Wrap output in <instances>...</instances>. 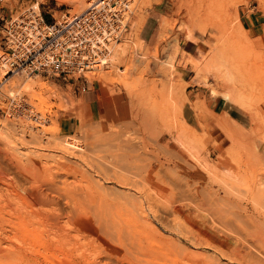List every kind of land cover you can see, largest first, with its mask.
<instances>
[{"label": "rangeland", "instance_id": "374dc122", "mask_svg": "<svg viewBox=\"0 0 264 264\" xmlns=\"http://www.w3.org/2000/svg\"><path fill=\"white\" fill-rule=\"evenodd\" d=\"M35 2L49 18L88 4L0 0V52L6 18ZM133 5L107 64L75 80L19 73L2 86L0 264H264V0ZM247 9L261 14L258 26L242 25ZM193 35L199 38L186 52L182 42ZM83 83L85 91L77 87ZM11 90L24 94L36 117L6 112ZM88 90L95 101L84 98ZM187 91L194 94L197 125L182 117ZM206 97L226 99L244 122L226 110L213 113ZM70 117L77 121L71 132L60 126ZM213 126L223 130L224 144L217 146ZM42 176L60 186L57 204L43 209L82 212L84 224L61 220L65 238L49 226L37 235L31 226L18 227V212L3 206L8 196L20 202L10 194L12 184L29 187ZM113 224L125 231L122 249L108 241ZM14 247L23 259L9 258Z\"/></svg>", "mask_w": 264, "mask_h": 264}, {"label": "built area", "instance_id": "2783aa9c", "mask_svg": "<svg viewBox=\"0 0 264 264\" xmlns=\"http://www.w3.org/2000/svg\"><path fill=\"white\" fill-rule=\"evenodd\" d=\"M135 1L88 0L78 12L51 13L50 18L35 2L18 14H10L2 34L0 92L19 73H43L75 80L86 71L107 64L128 28ZM77 87L81 91L87 89L84 83ZM4 99L11 106H18L10 114L24 113L20 110L25 111L28 106L24 94L15 90L9 91Z\"/></svg>", "mask_w": 264, "mask_h": 264}, {"label": "bare ground", "instance_id": "6f19581e", "mask_svg": "<svg viewBox=\"0 0 264 264\" xmlns=\"http://www.w3.org/2000/svg\"><path fill=\"white\" fill-rule=\"evenodd\" d=\"M196 10V9H195ZM198 11H204L203 13H205V10H204V8H203V6L201 5V3H198ZM200 14V13H199ZM164 23H166V22H164ZM166 32V31H165ZM160 34H162L163 33V27L161 28V30H160V32H159ZM158 36H160V35H158ZM124 50V49H123ZM117 53V52H116ZM115 53V54H116ZM154 57V56H153ZM102 66V65H101ZM98 76H100V75H98ZM229 93V92H228ZM1 104H3V103H1ZM7 105V104H6ZM17 105L15 104V105H8V108H6V110H7V112H9V111H11V110H13V109H17ZM25 110H27V112H25V113H27V114H29L30 116L33 114V116L34 117H36V113H35V111L32 109V107H30V106H27V107H25ZM153 113V112H152ZM28 115V116H29ZM26 116V115H25ZM29 116V117H30ZM22 117V116H21ZM19 118H20V116H19ZM143 120H144V122H145V124H151L152 123V121H153V116H152V114L151 115H149L148 117H144L143 118ZM43 124V123H42ZM30 125H31V123H30ZM37 125H39V124H37ZM40 129V128H39ZM40 135V134H39ZM257 144H259V143H257ZM261 145V144H260ZM260 145H258L257 146V148H259V146ZM254 148V147H253ZM263 148V147H262ZM264 149V148H263ZM262 150V149H261ZM263 151V150H262ZM256 154V153H255ZM33 160H35V159H32V161ZM36 161V160H35ZM38 161V160H37ZM34 162V161H33ZM35 165V164H34ZM38 165V164H37ZM27 166V167H26ZM25 167L23 166V168L25 169V170H27L28 171V165H26ZM36 166V165H35ZM21 169V168H20ZM46 169V168H45ZM48 169V168H47ZM46 169V170H47ZM36 170V169H35ZM41 170V169H40ZM49 170V169H48ZM22 171V170H21ZM23 172V171H22ZM41 172V171H40ZM36 173V172H35ZM49 173H51L50 171H49ZM31 174V173H30ZM52 174V173H51ZM49 175V174H48ZM53 175V174H52ZM53 177V176H52ZM49 178H51V177H49ZM55 178V177H54ZM33 179H35V178H33ZM46 180H47V182H46ZM36 181H37V179H36ZM38 182V183H37ZM35 184H34V182H32V183H30L31 185L29 186V187H24V188H20V187H18V186H16V185H11V187H9V191H10V194H14L16 197H18V200H20V204L18 203H16V204H14L13 202H12V198H9V196L8 197H6L5 198V203H4V207L5 208H9V210L10 209H12L13 211H16V213L18 212V216H17V224L19 225L18 227H32V229H30L29 231H31V230H33V232H34V234L35 235H37V234H42V232H43V230L42 231H40V229H43L44 228V226H49V227H51V229L52 228H55L54 229V231H57V230H60L58 233L61 235L60 237H64L65 238V236H66V231H65V228H64V225L61 223V220L64 218H67L68 220H70V218L71 217H73V218H78L77 220H78V222H80L81 224L83 223L84 224V221H83V219L81 218V217H83V216H81V211L80 210H78V209H80V208H74V209H72V208H62L61 206H58V207H51V209L50 210H46V209H43L42 208V205H50V204H57V199H56V201H55V197L56 196H59V195H57V194H55L56 192L55 191H58V188L60 187H58V186H55V184H54V182H55V180L53 181V180H50V179H47V178H44V176H42V178H41V180L40 181H37ZM57 182V181H56ZM66 183V182H65ZM67 184V183H66ZM62 186V185H61ZM64 186H65V184H64ZM64 188V187H63ZM60 189H62V188H60ZM65 190V189H64ZM66 190H68V189H66ZM213 190V189H212ZM61 191V190H60ZM63 193V192H62ZM66 193V192H65ZM61 194V193H60ZM69 194V193H68ZM63 195H64V193H63ZM66 195V200H69L68 198H69V196L67 195V194H65ZM72 196V195H71ZM78 197V196H77ZM70 199H72L71 197H70ZM2 200V199H1ZM74 200H75V198H74ZM79 200V199H78ZM2 202V201H1ZM66 202H68V201H66ZM76 204V203H75ZM79 205V204H78ZM76 206V205H75ZM74 206V207H75ZM24 208V210H21V208ZM78 207H80V206H78ZM62 208V209H61ZM2 209V208H1ZM12 216H13V212H12V214H11ZM3 216V215H2ZM15 217V216H14ZM80 217V218H79ZM136 217V216H135ZM106 218V217H105ZM136 219V218H135ZM66 221V220H65ZM105 221H107V220H105ZM11 222V221H10ZM14 222V221H13ZM108 222V221H107ZM129 222H130V220H129ZM132 222H133V224L132 225H134V221L132 220ZM11 224V223H10ZM14 224H15V222H14ZM65 224V223H64ZM126 224V223H125ZM127 224H129L128 223V221H127ZM135 224H137V222L135 223ZM42 225H43V228H42ZM107 225V224H106ZM111 225H112V223H111ZM110 225V226H111ZM114 225V224H113ZM131 225V226H132ZM251 225V224H250ZM17 226V225H16ZM109 226V225H108ZM115 227H116V224L114 225ZM125 226V225H124ZM128 226H130V225H128ZM127 226V227H128ZM135 226V225H134ZM18 227H16V228H18ZM30 227V228H31ZM39 227H41V228H39ZM48 227V228H49ZM112 227V226H111ZM126 226L123 228V229H125V228H127ZM14 228H15V226H14ZM110 228V227H109ZM129 228V227H128ZM127 228V229H128ZM132 228H133V226H132ZM135 228L136 229H138L139 230V227L137 226H135ZM135 228H133V229H135ZM21 229V228H20ZM50 229V228H49ZM112 229H113V227H112ZM111 228H110V230H112ZM18 230V229H17ZM45 230V229H44ZM107 229H105V231H106ZM115 230V229H114ZM109 231V230H108ZM113 231V230H112ZM123 231L124 230H122L121 229V227L120 226H118V227H116V230H115V235L114 236H112V237H110V239L108 240L109 241V243H110V245L113 247V248H115V249H122L123 247H124V241L126 242V244H127V239L126 238H124V241L122 240V238H123V236H122V234H125V231H124V233H123ZM128 231V230H127ZM132 231V230H131ZM5 232V231H4ZM129 232V231H128ZM135 232V231H134ZM137 232V231H136ZM139 232V231H138ZM251 232V231H250ZM104 233V232H103ZM106 233H107V231H106ZM109 233V232H108ZM21 234V236L23 237V235H22V233H20ZM126 234H127V232H126ZM130 234V233H129ZM19 235V234H18ZM68 235V234H67ZM133 235H134V233L132 234V237H133ZM137 235V234H136ZM15 236H16V234H15ZM109 236V235H108ZM110 236H111V232H110ZM126 236V235H125ZM128 236V235H127ZM126 236V237H127ZM12 237V236H11ZM25 237H27V235L25 236ZM25 237L23 238V239H25ZM68 237V236H67ZM129 237V236H128ZM137 237V236H136ZM139 237V236H138ZM137 237V238H138ZM17 238H19V237H17ZM22 239V238H21ZM126 239V240H125ZM131 239V238H130ZM129 239V240H130ZM133 240V239H132ZM135 240V239H134ZM136 241V240H135ZM2 243V242H1ZM16 244V243H15ZM125 244V247L127 246ZM133 244H134V242H133ZM136 244V243H135ZM143 244V243H142ZM14 245V244H13ZM139 245H141L140 243H139ZM10 246V245H9ZM135 246H137V245H135ZM144 246V245H143ZM12 247V246H11ZM129 248H130V250L129 251H131L132 249H131V247L130 246H128ZM138 247V246H137ZM141 248H142V246H141ZM140 248V249H141ZM127 249V248H126ZM1 250V249H0ZM12 251V250H11ZM128 251V250H127ZM20 249L18 248V247H14V249H13V254L12 253H10V254H12L9 258H13V256H14V258L15 257H17V258H19V259H23L24 258V254L22 255V256H18L19 254H20ZM134 253V252H133ZM9 254V255H10ZM136 255V254H135ZM8 257V256H7ZM0 258H3V256H0ZM136 259V258H135ZM142 259V258H141ZM247 259V258H246ZM253 260V259H252ZM131 263V262H130ZM249 264V263H248Z\"/></svg>", "mask_w": 264, "mask_h": 264}, {"label": "crops", "instance_id": "0c3cea01", "mask_svg": "<svg viewBox=\"0 0 264 264\" xmlns=\"http://www.w3.org/2000/svg\"><path fill=\"white\" fill-rule=\"evenodd\" d=\"M250 9H247L244 11L241 16V23L246 28H253L255 26H258L262 21L260 20V15L256 12L249 11ZM199 37L197 35H193V37H189L188 39L184 40L182 42L183 44V50L186 52H191L192 48L196 44V39ZM89 88V87H88ZM187 94L190 96V99L186 100L182 107V117L185 119V121L190 125H197L200 119V116L198 114L197 109L192 104V99L194 97V94H192L190 91H187ZM84 98L90 102H93L96 100V96L92 91H87L84 93ZM205 106L212 111L215 114H220L223 111H228L231 115L238 118L240 121L244 122L243 118V112L240 110L234 109L231 105L228 104L226 99H216L214 101L209 100L207 97ZM60 126L66 131H75L77 128V121L73 118H63L60 121ZM212 127V126H211ZM213 130L215 131L212 135L219 139L220 142H218L217 146L224 144L220 137H223L221 135H218L222 129L216 128L213 126ZM212 131V130H211ZM216 135V136H215Z\"/></svg>", "mask_w": 264, "mask_h": 264}, {"label": "trees", "instance_id": "16d2710c", "mask_svg": "<svg viewBox=\"0 0 264 264\" xmlns=\"http://www.w3.org/2000/svg\"><path fill=\"white\" fill-rule=\"evenodd\" d=\"M49 19V18H48Z\"/></svg>", "mask_w": 264, "mask_h": 264}]
</instances>
